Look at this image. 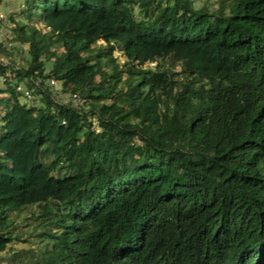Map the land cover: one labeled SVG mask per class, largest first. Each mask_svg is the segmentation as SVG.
I'll return each mask as SVG.
<instances>
[{
	"label": "trees",
	"instance_id": "obj_1",
	"mask_svg": "<svg viewBox=\"0 0 264 264\" xmlns=\"http://www.w3.org/2000/svg\"><path fill=\"white\" fill-rule=\"evenodd\" d=\"M203 9L23 0L0 43V262L264 264V0ZM34 236L37 258L8 244Z\"/></svg>",
	"mask_w": 264,
	"mask_h": 264
},
{
	"label": "rangeland",
	"instance_id": "obj_2",
	"mask_svg": "<svg viewBox=\"0 0 264 264\" xmlns=\"http://www.w3.org/2000/svg\"><path fill=\"white\" fill-rule=\"evenodd\" d=\"M222 0H192L193 5L195 8L197 9H201L204 8L203 10L205 11H214L216 10V8L220 5ZM23 0H0V19H2L3 21V25L0 26V43L2 45H4L5 47L9 48L12 45H15L16 43L13 40V36L17 34L16 31L12 30L15 25L16 22H19L21 24H27V20L26 17L23 16L20 13V7L22 4ZM224 2V0H223ZM16 21V22H15ZM33 25L37 28L42 27L43 24L39 19H36L33 22ZM18 29V33H19V28ZM99 44H103L102 40L97 41L96 45ZM25 49H22V54H24ZM114 56L117 57L119 62H122L125 58L122 54L121 51H118L117 49L113 50L112 53ZM2 56V57H1ZM0 56V62L1 64L5 65L8 64L6 61L4 60L6 59L3 56H6L5 54H2ZM154 64V63H150ZM21 66V63H16L15 68ZM44 67H45V72H48V70L51 67L50 61L49 60H44ZM14 82H16V80H12ZM46 81V80H45ZM13 82V83H14ZM15 84V83H14ZM16 85H18L16 87ZM49 85L50 88L49 90L51 91V96L52 99L56 102V101H61V102H66V103H72L73 105H79L81 107L82 105V101L79 102L75 97H71V95H69L68 93H61V84L60 82H54L53 80L49 81ZM6 87V85L4 84V79L2 78V76H0V89H4ZM15 90L16 91H20L21 89H23L22 83L18 82L17 84L14 85ZM7 96H9V92L5 89L4 91H0V98H6ZM36 97V95H30V94H26L24 96H19V101H24V102H29L30 104L32 102H34L33 104H41V101L38 100ZM78 101V102H77ZM3 110V109H0ZM94 125H97V122L92 120ZM41 207H39V205H34L32 206L29 211L33 212V214H37V211L40 210ZM39 220H32V224L37 225L39 223ZM36 231H39V226H36ZM10 245H14L15 248L17 249H22L24 248L25 250H27L28 252H23L22 255H27L29 257H38V249L41 246V243L38 241V237L34 236L32 238H30V240L28 241H24V242H10L8 243ZM3 256V260L0 262V264H14V261L7 258L6 256Z\"/></svg>",
	"mask_w": 264,
	"mask_h": 264
}]
</instances>
